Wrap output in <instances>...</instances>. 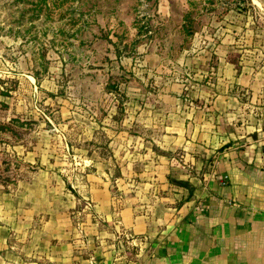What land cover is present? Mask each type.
<instances>
[{"label":"rangeland","instance_id":"obj_1","mask_svg":"<svg viewBox=\"0 0 264 264\" xmlns=\"http://www.w3.org/2000/svg\"><path fill=\"white\" fill-rule=\"evenodd\" d=\"M257 1L0 0V203L45 171L67 194L86 174L111 179L118 204L116 182L131 193L144 160L182 163V149L159 147L162 114L202 110L196 87L215 59L201 50L220 32L232 62L264 61ZM72 216L79 240L76 223L99 219L87 197Z\"/></svg>","mask_w":264,"mask_h":264},{"label":"crops","instance_id":"obj_2","mask_svg":"<svg viewBox=\"0 0 264 264\" xmlns=\"http://www.w3.org/2000/svg\"><path fill=\"white\" fill-rule=\"evenodd\" d=\"M230 37L222 31L212 52L201 50L215 59L195 93L209 106L162 114L159 147L182 149V163L144 160L131 193L116 178L118 204L102 175L67 194L37 173L0 203V264H264V61L232 62ZM85 197L99 219H86L79 240L72 214Z\"/></svg>","mask_w":264,"mask_h":264},{"label":"trees","instance_id":"obj_3","mask_svg":"<svg viewBox=\"0 0 264 264\" xmlns=\"http://www.w3.org/2000/svg\"><path fill=\"white\" fill-rule=\"evenodd\" d=\"M188 33H192V30H188ZM172 181L178 185H181V186H185V187H189L190 188V184L186 181H181V180H175V179H172Z\"/></svg>","mask_w":264,"mask_h":264},{"label":"built area","instance_id":"obj_4","mask_svg":"<svg viewBox=\"0 0 264 264\" xmlns=\"http://www.w3.org/2000/svg\"><path fill=\"white\" fill-rule=\"evenodd\" d=\"M76 224H77V229H78L77 235H79V238H80L84 235V232H83L82 228L80 227L81 226L80 223H76Z\"/></svg>","mask_w":264,"mask_h":264}]
</instances>
